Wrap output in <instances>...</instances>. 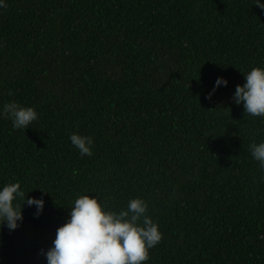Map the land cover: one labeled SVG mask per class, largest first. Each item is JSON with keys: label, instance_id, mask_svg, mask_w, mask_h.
Segmentation results:
<instances>
[{"label": "trees", "instance_id": "1", "mask_svg": "<svg viewBox=\"0 0 264 264\" xmlns=\"http://www.w3.org/2000/svg\"><path fill=\"white\" fill-rule=\"evenodd\" d=\"M253 66L264 67L254 0H4L0 105L38 118L13 129L0 116V185L44 204L0 226V264H46L87 193L114 210L146 201L162 236L142 264H264V171L250 153L264 117L232 99ZM218 76L227 84L208 96ZM72 132L92 137L90 156Z\"/></svg>", "mask_w": 264, "mask_h": 264}, {"label": "clouds", "instance_id": "2", "mask_svg": "<svg viewBox=\"0 0 264 264\" xmlns=\"http://www.w3.org/2000/svg\"><path fill=\"white\" fill-rule=\"evenodd\" d=\"M3 3L0 0V5ZM254 4L264 9L261 0H254ZM243 76V83L235 85L233 101L242 102L244 112L264 117V67L253 66ZM226 84V78L218 76L207 95ZM5 115L13 129H25L38 118L33 106H23L15 100L0 105V116ZM68 139L80 155L92 154L91 136L72 132ZM250 153L264 171V140L252 143ZM17 198H21L20 203L14 202ZM23 204L34 205V214L38 215L43 208V196H26L18 181L0 185V226L9 230L18 227L23 219ZM161 236L158 224L147 214L143 198H130L125 208L114 210L96 195L87 193L74 199L66 221L57 226L51 245L42 251L46 264H142Z\"/></svg>", "mask_w": 264, "mask_h": 264}]
</instances>
